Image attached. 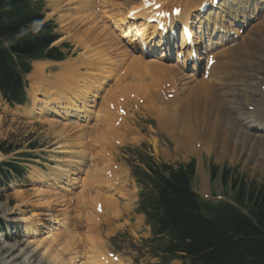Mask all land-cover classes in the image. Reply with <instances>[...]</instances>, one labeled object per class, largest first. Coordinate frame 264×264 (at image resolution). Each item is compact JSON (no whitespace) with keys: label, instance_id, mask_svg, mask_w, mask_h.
<instances>
[{"label":"rangeland","instance_id":"rangeland-1","mask_svg":"<svg viewBox=\"0 0 264 264\" xmlns=\"http://www.w3.org/2000/svg\"><path fill=\"white\" fill-rule=\"evenodd\" d=\"M46 1L50 12L46 13L45 19H54L57 24L58 31H56L62 37L57 41H68L73 51L76 53L75 56L69 57L64 61L72 63L76 68L73 70L74 72L71 71V84L77 81L80 83L79 81L81 80L85 81L84 85L86 87H95L94 84H88L97 81L96 78L95 81L93 80L91 77L92 74V76L95 77V74L99 73L98 77L100 78L98 79L103 78L104 75H100L102 73L101 68L97 65L99 62V65L105 67V70L114 68L117 72L115 74L117 79L113 76L102 79L99 83H102V87L105 86L107 93L103 89L99 90V92L96 93L99 97L94 98V100L91 98L85 106L88 107L90 111L85 113V115H82L83 113L73 115L76 119L71 117L68 118V116L65 117L61 114L67 112V114H69L70 108L65 101L59 104L62 105L61 113L55 111L58 115L53 113L55 109L51 108L53 105L46 106L43 101V110L39 107L41 105L37 104L42 102H35V110L31 109V99L33 100L32 103H34V97H37L36 94H39L38 96L41 98L44 95L43 91L47 93V88H49L48 90L51 91L48 94L55 95L56 91L54 87L51 88L52 86L43 83L42 80L35 81L29 77L26 78L28 100L25 106L16 104L10 105L0 100V162L3 161L8 163L20 161L25 172L20 176L15 173H9L8 175L7 171L0 176V264H48L46 260V257L48 258L47 252L45 254V251H43L45 247H36V249L35 245L30 242L33 236L26 230L24 226L25 223L18 220L21 216L32 220H39L38 222L42 224L37 227L39 231L36 233V239L43 238L46 232L55 236L60 234L59 237L62 236L64 240L70 241L71 239V248H75L74 250L80 251L79 253L81 254L84 252L83 250H87L91 246L92 242L96 241L95 243H101L105 253L109 252L120 256L122 258V261L120 260L122 264H163L162 259L155 257V255H159V251L154 250L145 240L146 238H143L147 234V232L144 231V224L148 223L149 219L146 216H139L138 219L136 217L137 221L133 223V216L131 215V217H128L129 215L125 208V204L130 205L129 198L134 192L130 190L133 188V181L136 180L132 174L133 167H141L146 170V163L153 165L150 158H152L154 162L164 161L170 164H177L183 161L188 162L194 159L197 166V177L195 178L196 183L192 184L191 187L192 191L203 199H210L209 195L212 191L220 196L221 199L219 200H230L236 193V190H234L235 186H232L233 182L225 184L223 179H221L220 173L222 171L230 173L229 175L232 179H235L236 182H244V185L254 183L256 186H262L264 188V130H247L249 126L254 127V125H249L248 122L250 112L253 111L250 109L259 102L257 106L261 110L262 98L264 95V91L260 90V86L264 85V2L252 3L253 0H243V3H239L244 5H247L245 3H252L249 5L246 13L247 15L254 13L252 7L256 6L257 9L255 12L259 11L251 18L248 26L249 31H244L238 41L233 43L234 46L239 45L236 47H240V44L244 43L246 48L245 50L242 49V51L235 52V57H232L233 55L228 56V54H230L229 47H224V49H229L227 51L223 50V48L220 49V51L223 50V53L219 51V57L217 59L218 64L215 65V62L213 67H211L214 72L211 71L212 75L210 74L207 79L203 78L208 82L211 89L214 87L217 89H213V91L216 92L215 96L217 98V101H213H215V104H219L217 107H219L220 110V112L217 109H215V111L214 109L212 110V116L215 115L214 118L211 117L212 119H210L212 123L208 121L206 124L207 129L204 124L197 125L191 123L190 126V124L182 123L184 122V116H182V122H175L174 118L177 117L176 112L180 114L183 108H171L169 103L161 105L157 95H153V93L152 95H145L146 98L148 96V101H151L150 98H153V100L156 99L153 103H149V105L151 104L150 111L152 113L148 108L145 113L140 114L141 116L139 119H136L138 114L134 117L132 116L131 112L138 107L134 104V99H137L136 97L141 94L144 95L152 91L161 90V77L162 81L166 80L169 82V84L166 85L168 87L162 89L166 96L171 97L178 94L177 98L183 96L182 98L191 100L190 85L186 87L187 83L186 81L184 82V77L182 76L186 74L187 71L181 73L180 66L176 67L173 63H168L172 65L167 67V63L165 66L164 63L158 62L156 55L150 57L147 55L146 51L145 53H139L131 50L125 44L126 39L123 37L124 30H126L125 26H121L123 29L116 26L117 29L115 27L113 28V22L120 17V19H126L125 21L127 22H135L136 24H133L134 29L132 28V35H134V31L138 33L140 31V26L136 25L140 23V19L137 18L132 20V16H128L126 13L137 5L144 8L141 3L143 0H89V2H86V0H73V2L69 0ZM202 1L203 0H167L166 2H170V6L168 5L166 8L178 9L179 7L181 9L185 7L186 10H182V13L181 11L180 13L188 15L187 11L189 14L193 12L189 17H195V20H198L196 23L199 22L200 27L212 23L213 28H218L219 25L215 24L213 21V14L209 15L208 13L218 9L219 13L215 11L218 13L216 17L225 16V12L220 13L219 5L221 4L219 3L218 7H212L213 10L207 12V17L204 18L202 13L196 12L197 9L194 10ZM261 1L264 0H260V2ZM165 5L167 4L165 3L164 6ZM233 5H235V3H233ZM260 5H262V7ZM92 6H95L94 9H92ZM236 6L237 5H235L234 8H236ZM259 7H261L260 10ZM233 11L236 13L235 16L242 13L235 10ZM94 13H96V15ZM178 15L179 14H177V16ZM101 19L102 21H100ZM180 23L181 26H183L181 21ZM221 27L230 30L231 23L228 26L222 25ZM163 29L164 28L161 27V30L164 32ZM107 30L111 31L108 32ZM167 30L166 35L170 33L169 29ZM109 33L116 34L115 36L118 39L117 42L113 41L114 39L112 40L108 35ZM211 33L210 30H207L206 38H209ZM106 35L108 38H111V40H109ZM206 38H204V40H206ZM135 42L137 44L136 39ZM139 45L145 46L143 41H139ZM120 48L122 50H120ZM124 50L128 51L125 53ZM119 53L121 54L119 55ZM136 55L138 56L136 57ZM248 55L255 56L252 58V62L249 61ZM226 58L229 60L228 62H230V64L226 61ZM149 59L155 60L153 62L150 61L152 66L145 61ZM87 60L90 61L88 62ZM179 60L183 62V59ZM92 61L96 62L93 63ZM140 62L145 64V66L142 67L143 64ZM91 63L93 64L91 65ZM134 63L135 66L133 65ZM44 65V70H46L45 72L48 74L49 79H56L55 77L58 75L53 73L56 70V73H60L62 70L60 67L59 70H61L59 71L55 63H45ZM115 66H117V68ZM132 66L134 67V72H137L134 73L135 75L133 76L134 82H137L140 75L142 76L144 72L148 73H145V75L153 74V76L149 75L146 78L147 81H150V83L146 85H152L153 89H151L152 87L150 86L151 88L149 87L148 91H146L147 88H145L146 90L143 88L142 91L144 93L142 91L138 92L136 90L138 85H132L133 87L130 86L133 81L131 77L130 81L128 78L127 83H124V81L126 82L125 76L129 75V73H133ZM95 67L100 70H97ZM146 67H149L150 70H154L157 67L158 73L150 70L148 72ZM136 68L137 70H135ZM161 68L164 69L160 70ZM168 68H170L169 70L171 72H169ZM141 69L142 73L139 72ZM166 69L168 70L167 72ZM160 71L166 73L174 72L173 74L175 76L170 79L161 75L163 73ZM219 72H221V75ZM226 72H229V75ZM169 73L168 75H170ZM51 74H53V77H49ZM241 74H243L242 79L239 77ZM201 77V74L197 73L194 77L196 79L194 80H200ZM194 80L189 83L192 84ZM119 81L121 82L119 83ZM216 81L220 84H217ZM180 82H182V84H180ZM128 83L130 85H127ZM120 84L122 87L119 86ZM34 85L39 89L36 90V92H34ZM39 85L42 86L39 87ZM218 85L222 86L217 88ZM121 89L124 91L123 93L122 91L120 92ZM219 92H222L221 96L224 99L219 96ZM127 94L129 95L125 96ZM74 95H72V97ZM101 96L103 99L107 98V100H109V105H106V101H103ZM114 97L118 98L116 99ZM228 98H230L232 103L231 106H226ZM62 99L64 98L62 97L59 100ZM121 100L128 102L118 106V101ZM209 100L208 103L211 104ZM172 101L173 100L170 102ZM47 102L49 103V101ZM232 105H234V107ZM116 107H118L119 111ZM105 108H107L109 113L103 111ZM143 108L146 109V105L141 106L139 112ZM222 112L223 116H221ZM218 114L220 116H218ZM172 121L173 124L171 123ZM247 122L248 124L246 126ZM234 124L237 125L235 126ZM234 127L236 129H234ZM171 130L173 131L171 132ZM250 131H254L255 134ZM177 132L179 135L176 134ZM223 134L227 136L232 145H235L237 151H233V153H224L222 151L221 144L223 141L219 139L223 140ZM245 134H250L252 137L248 139L244 137ZM174 135L176 136L175 139L173 137ZM210 136H215V141L205 140V138H209ZM239 136H242V138H239ZM216 137L219 138L217 139ZM180 140H182V142ZM195 140H198L197 144L201 145L198 149L194 146ZM137 152L144 153L140 154ZM20 153H24V156H19ZM142 160H144V162H142ZM100 167H103V169ZM6 168L8 169V167ZM92 168L95 169L93 170ZM98 168V179L94 180L92 179L93 176H91V173ZM211 169H216L213 182H211L209 174V170ZM85 170L92 172H90L89 175V172ZM61 171L68 173V176H62L64 179L55 182L56 180L53 178H56L57 173ZM100 171H102L103 174ZM229 175L227 176L229 177ZM87 176L90 178L89 180H87ZM106 176L108 181L111 182L110 185L106 182V187H104L103 185L105 183H103L101 179L103 177L104 180H106ZM111 176L113 180L110 179ZM203 176L206 177L205 191L203 185H201ZM99 180L101 181L99 182ZM96 181L99 183H96ZM145 181L146 179L144 177L137 181L136 185L138 190L145 186ZM5 182L7 184H5ZM70 182L73 183L71 184ZM114 185L116 186L114 187ZM67 188L71 189L67 190ZM106 196L109 199L116 198L113 199V201L122 206L123 218L120 219L119 216H117L115 219H110L108 213H106L105 218H103V223H98L94 221V217H92L96 215L94 208L98 206L95 198L102 199ZM106 209H108L107 206ZM119 212L120 208L118 207V213ZM48 213L54 214L59 223L51 222L48 219ZM111 227H118L115 234V231L112 230ZM119 233H123L126 236L120 237ZM87 241L88 243H86ZM65 256L67 258L69 254H65ZM74 262V264H79L76 260ZM171 264H180V262L175 260Z\"/></svg>","mask_w":264,"mask_h":264},{"label":"trees","instance_id":"trees-1","mask_svg":"<svg viewBox=\"0 0 264 264\" xmlns=\"http://www.w3.org/2000/svg\"><path fill=\"white\" fill-rule=\"evenodd\" d=\"M44 11V0H0V40L8 44L5 47L0 43V92L9 101H25L22 74L30 70L31 60L65 57L60 47L50 46L58 37L54 22L38 25ZM10 164L14 170L19 168ZM163 168L166 173H156L155 177L162 180L167 175V185L156 184L164 191L160 196L167 215L154 221V225L171 237L170 252H184L190 264H264L262 186L236 185L234 204L219 201L195 204L188 192L192 166ZM240 205L247 208L248 215L238 209Z\"/></svg>","mask_w":264,"mask_h":264},{"label":"bare ground","instance_id":"bare-ground-1","mask_svg":"<svg viewBox=\"0 0 264 264\" xmlns=\"http://www.w3.org/2000/svg\"><path fill=\"white\" fill-rule=\"evenodd\" d=\"M70 2H73V0L71 1V0H69ZM80 1V0H79ZM89 2V0H86V2ZM145 1V2H144ZM167 0H154V1H152V0H143L141 3L143 4V6H144V8L142 7V6H140V5H137L136 7H134L133 9H131L130 11H128L126 14H128V16H132V20L133 19H137V18H139L140 19V23L138 24V25H136V26H140V31L137 33V32H135L134 31V35H132V28L134 29V26H133V24L135 23V22H127V21H125L126 19H120V17L117 19V20H113L112 22L114 23V26H113V28L116 26V27H121V26H125V31H124V35H123V37L124 38H126L127 40H126V42H125V44H127V43H136L135 42V39H136V41H137V44L139 45V41L140 42H144V44H145V49L147 50V53H155V54H159L161 51H162V45L164 44L163 42H162V40H160V42H159V40L157 39V37H156V34H157V32H158V29L157 28H155V29H153L150 25H149V23H147V21H144L146 18H152V16H154V14H155V12L153 11V6H155V5H160V7L161 8H166L169 4H170V2H166ZM174 1V0H173ZM258 2L259 3H261V2H263V1H261L260 2V0H258ZM167 4V5H165L164 6V4ZM81 4H83V3H81ZM89 4V3H88ZM220 4L221 5H219V10H220V13L221 12H225V15H227V13L228 12H230L229 10H225V8L227 7V2L226 1H222V2H220ZM245 4H247V5H244V4H238L237 6H236V8H234V10L235 11H237V12H242L243 13V15H245V17H247V19H250L251 18V16H252V14L250 13L249 15H247L246 13H247V10H248V8H249V5L250 4H252V3H245ZM92 5H93V3H92ZM87 6V5H86ZM85 6V7H86ZM91 6V5H90ZM164 6V7H163ZM170 6V5H169ZM231 6H233V3H231ZM239 6V7H238ZM261 7H262V5H260ZM74 7V6H73ZM93 7V6H92ZM95 7V6H94ZM94 7L92 8V9H94ZM221 7H222V9H221ZM238 7V8H237ZM261 7H259V10H260V8ZM97 9V8H96ZM177 9V8H176ZM175 9V12H179V13H177V14H179L178 16H174L173 17V19L171 20V22L170 23H168V24H166L165 22H163L162 23V27L164 28L163 30H164V33H165V36H164V39H165V41L167 42V44H169V45H171V46H174V45H178V44H180L183 40H182V37H181V35H177V37H170L169 35H170V33L168 34V35H166V31H168L167 29H169L166 25H168V26H170V27H173V26H175L176 25V22L179 24V26H181V23H180V21L182 22V24H183V26H185L186 27V29H188L191 33H194L195 34V31L193 30V28H194V26H192V25H190V23H188L189 22V15H191L193 12H191L190 14H189V12L187 11V13H188V15H186V14H181L182 13V10L184 11V10H186V8L185 7H183V8H179L178 7V9L176 10ZM197 9V7L194 9V10H196ZM254 9V12L256 11V9H257V7L255 6V7H252V10ZM85 11V10H84ZM90 11H92V10H90ZM105 11V10H104ZM180 11H181V13H180ZM103 13V12H102ZM106 13V12H105ZM111 13V12H110ZM219 13V12H218ZM217 12H209L208 14L209 15H211V14H213V18H217L216 17V15L218 14ZM95 15H96V13H94ZM207 14L205 13V14H202V16L204 17V18H206L207 16H206ZM242 15V14H241ZM104 16V15H103ZM237 16H239V15H237ZM237 16H235V17H237ZM97 17H98V15H97ZM99 18H100V16H99ZM98 18V19H99ZM193 18H195V17H193ZM192 18V19H193ZM100 21H102V19L100 20ZM215 23V22H214ZM128 24V25H127ZM130 24H132V25H130ZM136 24V23H135ZM157 24H159V23H157ZM215 24H218V23H215ZM113 25V24H112ZM211 25V26H210ZM94 26V25H93ZM105 26H106V24H105ZM156 26V25H155ZM104 27V26H103ZM107 27V26H106ZM115 27V28H116ZM192 27V28H191ZM208 29L207 30H210V32H212L213 31V26H212V23H208ZM219 27H221L220 25L218 26V28ZM105 28V27H104ZM112 28V29H113ZM122 29H123V27H121ZM199 28V27H198ZM117 29V28H116ZM106 30V29H105ZM109 30V29H108ZM107 30V31H108ZM114 30V29H113ZM137 30V29H136ZM139 30V29H138ZM193 30V31H192ZM111 31V30H110ZM110 31H108V32H110ZM117 31V30H116ZM119 32V31H118ZM207 32V31H206ZM199 33V32H198ZM113 34V35H112ZM109 33L108 35L112 38V40L113 41H115V42H117V37L115 36L116 34H114V33ZM120 35V34H119ZM207 35V34H206ZM107 36V35H106ZM105 37V36H104ZM198 38H199V40H204V36H203V34H201V33H199V36H197ZM107 38H108V36H107ZM111 38H108L109 40H111ZM105 39H106V37H105ZM120 40V39H119ZM220 41H221V39H220ZM114 42V43H115ZM243 43V42H242ZM121 44V43H120ZM158 44V45H157ZM247 44V43H246ZM242 45V46H241ZM121 46V45H120ZM239 46V45H238ZM128 47V46H127ZM134 47H136V45L134 46ZM129 48V47H128ZM245 48H246V45H244V43L243 44H240V47H236V48H233L232 50H231V54H228V56L230 55H233L232 57H235L234 56V54H235V52H239V51H242V49H244L245 50ZM125 49H127V48H125ZM120 50H122L121 48H120ZM120 50H119V52H120ZM223 50H229V49H224V47H223ZM223 50H221L222 51V53H223ZM125 51V53L128 51H126V50H124ZM220 51V52H221ZM195 52V51H194ZM219 52V51H218ZM225 52V51H224ZM221 53V54H222ZM226 53V52H225ZM229 53V52H228ZM121 53H119V55H120ZM188 54H190V53H188ZM220 54V55H221ZM223 55V54H222ZM221 55V56H222ZM227 55V54H226ZM138 55H136V57H137ZM216 56V55H215ZM217 56H219V53H217ZM100 57V56H99ZM123 57V56H122ZM125 58V57H124ZM230 58V57H229ZM104 59V58H103ZM130 59V58H129ZM132 59V58H131ZM134 59H135V57H134ZM146 59V58H145ZM148 59V58H147ZM151 59V58H150ZM145 60L147 63H150V61H155V60ZM99 60V59H98ZM235 60V59H234ZM88 61V60H87ZM90 61V60H89ZM88 61V62H89ZM100 61V60H99ZM226 61L228 62L229 60H227V58H226ZM230 61H232V60H230ZM93 62V61H92ZM94 62H96V61H94ZM93 62V63H94ZM98 62V61H97ZM133 62H134V60H133ZM137 62V61H136ZM93 63H91V65L93 64ZM100 63V62H99ZM99 63H97V65H98V67L99 68H101V71H102V73L100 74V75H104L103 76V78L102 79H105V77H109V76H113V77H115L116 79H117V77L115 76V74L117 73L116 71H115V69L114 68H112V69H110V68H108L107 70H105V67H103L102 65H99ZM141 64H143L142 62H140ZM139 63V64H140ZM157 64H159L158 62H156ZM180 65V71H181V73H183V71H187V73L186 74H183L182 76L184 77V82L186 81V87H188V85H190L189 87H190V89H191V91H190V95H191V100H187L186 98H177L175 95H173L174 96V99H173V101L172 102H169V106L172 108V107H175L176 109L177 108H183V110H182V112L179 114L178 112H176V116L177 117H175L174 118V121L175 122H177V121H180V122H182V116H184V122H182V123H187V124H190V126H191V123H195V124H204L205 126H206V124L208 123V121H210V119H212L211 117H213L214 118V115L212 116V114H213V112H212V110L214 109V111H215V109H217L219 112H220V110H219V107H217L219 104L217 103V104H215V101H213V100H216L217 98H216V96H215V94H216V92H214L213 91V88L211 89V87L209 86V84H208V82L206 81V80H204V79H202V80H194V79H196V78H194L195 76H194V74H195V72H197V69H196V66L195 65H190V66H186V63H185V61H184V59H183V62H181L180 60H179V62H178ZM229 64H230V62H228ZM102 64V63H101ZM136 64H138V63H136ZM141 64H140V66H141ZM165 64V66H166V63H164ZM163 64V65H164ZM168 64V63H167ZM207 64V63H206ZM218 64V61L216 62V64L215 65H217ZM132 65V64H131ZM134 66H135V63L133 64ZM150 65L152 66V64L150 63ZM170 64H168L167 65V67L169 66ZM213 65L214 64H212V66L211 67H213ZM228 65V64H227ZM57 66H59V68L61 67V71H60V73L58 72V73H55V75H58L57 77H55L56 79H49L48 78V75L45 73V71H44V65L43 64H41V62H34L33 63V69H32V71L28 74L29 75V77H30V79H34L35 81H37V80H42V82L43 83H45V84H47V85H50V86H53L54 87V89H55V95H49L48 93L51 91V90H48L49 88H47V93L45 92V91H43V93H44V95L42 96V98H40L39 99V97H36L35 98V100H34V103L35 102H44V104L46 105V106H49V105H53V106H51V108H54L55 107V104H57V107H56V109L54 110V112L53 113H55L56 115H57V112H60L61 113V109H62V105H59L61 102L63 103L64 101H65V103L67 104V106L70 108L69 109V116H73V115H76V114H79V113H83L82 115H85V113H88V111H90L89 109H88V107H85L86 105H87V103H88V101L89 100H91V98H93V100H94V98H97V97H99V95L98 94H96V93H98L99 92V90H104V91H106V93H107V89L105 88V86L104 87H102V83L100 84L99 82H101V80L102 79H98V78H100V77H98V74H95L96 76L95 77H93L92 75H91V77L93 78V80L95 81V78L97 79V81L96 82H94V83H91V84H88V85H92V84H94V86L96 87H89V86H85L84 84H85V81H79L80 83H78V79L76 80L77 82H73L72 84H71V80H70V75H72V72L71 71H73V70H75L76 68H75V65H73L72 63H68V62H64V61H62V62H58L57 63ZM139 66V65H138ZM145 66V64H143V66L142 67H144ZM219 66V65H218ZM77 67V66H76ZM116 68H117V66H115ZM119 67V66H118ZM124 67V66H123ZM126 67H128V66H126ZM136 67H137V65H136ZM150 67V66H149ZM149 67H146V69H147V71L149 72ZM95 68H97V67H95ZM95 68H93V69H95ZM99 68H97V70L99 69ZM120 68V67H119ZM129 68H130V66H129ZM152 68V67H151ZM132 69H133V73L132 74H130L129 73V75H127V76H125V79H126V82L124 81V83L126 84L127 83V80H128V78H129V81H130V79L131 80H133L134 79V73H137V72H134V67L132 66ZM144 69V68H143ZM153 69V68H152ZM156 69V68H155ZM162 69H164V68H161L160 70H162ZM170 68H168V70H169ZM212 69V68H211ZM215 69V68H214ZM100 70V69H99ZM135 70H137V68L135 69ZM139 70H140V68H139ZM138 70V71H139ZM158 70V69H157ZM167 69H166V72L168 71ZM224 70V69H223ZM226 70V69H225ZM227 70H229V69H227ZM88 71V70H87ZM96 71V70H95ZM150 71H152V70H150ZM164 71V70H163ZM212 71L214 72V70L212 69ZM233 71V70H232ZM74 72V71H73ZM90 72V71H89ZM125 72V71H124ZM130 72V71H129ZM132 72V71H131ZM139 72H141L142 73V69H141V71H139ZM139 72H138V74H139ZM155 72H157L158 73V71H155ZM161 72V71H160ZM166 72H161V73H163V74H161V75H163V76H166V77H168V78H172L173 76H175L173 73L174 72H172V73H169V72H171L170 70H169V74L170 75H168V73H166ZM122 73V72H121ZM145 73L146 72H144V74L141 76L140 74V77L138 78V81L137 82H134V80L132 81V83H131V85L128 83L127 85H130V86H134V85H138V88H136V90L138 91V92H140V91H142V89L144 88H147V90L146 91H148V88L151 86L152 87V85H146V84H149L150 83V81H147V77L149 76V75H151V74H149V75H145ZM216 73V72H215ZM221 72H219V74H220ZM227 73V72H226ZM231 73V72H230ZM240 73H242V72H240ZM146 74H148V73H146ZM165 74H167V75H165ZM175 74H176V72H175ZM218 74V75H219ZM222 74H223V72H222ZM224 74H225V72H224ZM228 75H229V72L227 73ZM122 75V74H121ZM137 75V74H136ZM138 75V76H139ZM212 75V74H211ZM221 75V74H220ZM235 75V74H234ZM74 76V75H73ZM119 76V75H118ZM137 76V77H138ZM151 76H153V74L151 75ZM181 76V77H182ZM50 77V76H49ZM53 77V76H52ZM76 77V76H75ZM131 77V78H130ZM156 77V76H155ZM44 78H47V79H44ZM136 78V77H135ZM210 78V77H209ZM225 78V77H224ZM74 79V78H73ZM119 79V78H118ZM124 79V78H123ZM192 80H194V82L192 83V84H190L189 82H191ZM115 81V80H114ZM118 81V80H117ZM34 82V81H33ZM91 82V81H90ZM121 81H119V83H120ZM183 82V83H184ZM210 82V81H209ZM219 82H221V81H219ZM237 82V81H236ZM88 83V82H87ZM34 84V83H33ZM45 84H43V85H45ZM163 84L165 85V87L164 88H167L168 86H166V85H168L169 84V82H167L166 80H163ZM180 84H182V82H180ZM37 85V84H36ZM252 85V84H251ZM42 86V85H41ZM40 85H39V87H41ZM109 86V85H108ZM119 86H121L122 87V85L120 84ZM132 86V87H133ZM185 86V85H184ZM53 87H51V88H53ZM150 87V88H151ZM185 87V88H186ZM231 87V86H230ZM229 87V88H230ZM34 92H36V90H39L38 89V87L37 86H35L34 85ZM37 88V89H36ZM215 88V87H214ZM42 89V88H41ZM46 89V88H45ZM44 89V90H45ZM151 89H153V87L151 88ZM183 89V88H182ZM216 89V88H215ZM117 90H118V88H117ZM150 90V89H149ZM162 90V89H161ZM217 90V89H216ZM113 91V90H112ZM122 91V89L120 90V92ZM135 91V90H134ZM151 91V90H150ZM149 91V92H150ZM257 91V90H256ZM119 92V91H118ZM119 92V93H120ZM124 91H122V93H123ZM130 92V91H129ZM128 92V93H129ZM143 92V91H142ZM223 92V91H222ZM221 92V93H222ZM76 93H78V94H76ZM135 93V92H134ZM144 93V92H143ZM146 93V92H145ZM220 92L218 93V94H220L219 96L222 98V99H224L221 95ZM244 93V92H243ZM74 94H76V95H74ZM116 94V93H115ZM121 94V93H120ZM119 94V95H120ZM184 94V93H183ZM217 94V95H218ZM36 95H39V94H36ZM72 95H74L73 97H72ZM117 95V94H116ZM116 95H113V96H116ZM151 95H152V93H151ZM177 95V94H176ZM189 95V96H190ZM238 95V94H237ZM107 96V95H106ZM109 96H112V95H109ZM64 98V99H62V100H59L60 98ZM102 97V96H101ZM170 97V96H169ZM192 97H193V99H192ZM114 98H118V97H114ZM147 98H148V96H147ZM256 98V97H255ZM43 99V100H42ZM101 99H103V97L101 98ZM115 99V100H116ZM189 99H190V97H189ZM210 99V100H209ZM150 100L151 101H148V103H153L156 99H154L153 100V98H150ZM208 100L210 101V103L211 104H209L208 103ZM219 100V99H218ZM263 101H262V109L261 110H259L258 112L257 111H253V112H251L250 114V117H251V119H250V121H249V125L251 124V125H254V127H251V128H254L255 130H257V129H264V95H263V99H262ZM47 101H49V103L47 102ZM103 101H106V105H109V100H107V98H104L103 99ZM217 101V100H216ZM222 101V100H221ZM42 102V103H43ZM113 102V101H112ZM117 102V101H116ZM115 102V103H116ZM224 102V101H223ZM114 103V102H113ZM256 103V102H255ZM222 104V103H221ZM99 105V104H98ZM151 105V104H150ZM155 105V104H154ZM260 105V104H259ZM104 106V105H103ZM102 106V107H103ZM215 106V107H214ZM257 106V105H256ZM225 107V106H224ZM223 107V108H224ZM258 107V106H257ZM186 108V109H185ZM227 108V107H226ZM41 109V108H40ZM43 109V108H42ZM82 109V110H81ZM35 110V109H34ZM230 110V109H229ZM40 111V110H39ZM55 111H57V112H55ZM100 111V110H99ZM103 111H105V112H107V113H109V111L107 110V108H105V109H103ZM222 111V110H221ZM37 112V111H36ZM35 112V113H36ZM229 112V111H228ZM40 113V112H39ZM68 113V112H67ZM67 113H61L62 115H67ZM158 113V112H157ZM217 113V112H216ZM172 114V113H171ZM220 114V113H219ZM218 114V116H220ZM35 116V115H34ZM221 116H223V112H222V115ZM66 117V116H65ZM74 117V116H73ZM79 117H83V116H79ZM216 117V116H215ZM228 117V116H227ZM231 117V116H230ZM63 118V117H62ZM69 118V117H68ZM222 119V118H221ZM229 119V118H228ZM233 119H234V117H233ZM240 119V118H239ZM71 121V120H70ZM225 121V120H224ZM233 121V120H232ZM211 122V121H210ZM209 122V123H210ZM235 122V121H234ZM80 123V122H79ZM172 124H173V121L171 122ZM212 123V122H211ZM218 123V122H217ZM235 123H237V122H235ZM252 123H254V124H252ZM65 124V123H64ZM75 124V123H74ZM82 124V123H81ZM183 124V125H184ZM83 125V124H82ZM235 125V124H234ZM237 125V124H236ZM235 125V126H236ZM187 126V125H186ZM203 126V125H202ZM218 126H219V124H218ZM174 127H176V126H174ZM188 127H189V125H188ZM197 127V126H196ZM250 127V126H249ZM75 128V127H74ZM179 128H180V126H179ZM206 128H207V126H206ZM220 128V127H219ZM237 128H239V127H237ZM171 129H173V128H171ZM195 129H197V128H195ZM208 129V128H207ZM217 130H220V129H218V128H216ZM234 129H236L235 127H234ZM177 130V129H176ZM185 130H187V129H185ZM206 130V129H205ZM214 130V129H213ZM248 130V129H247ZM253 130V129H252ZM173 130H171V132H172ZM178 131V130H177ZM183 131V130H182ZM199 131H201V130H199ZM244 131V130H243ZM242 131V132H243ZM219 132V131H218ZM254 132V131H253ZM180 133V132H179ZM209 133V132H208ZM255 133V132H254ZM173 134V133H172ZM176 134H178V132L176 133ZM184 134V133H183ZM197 134V133H196ZM195 134V135H196ZM222 134V133H221ZM225 134V133H224ZM223 134V137H222V141H223V143L221 144V148H222V151L224 152V153H227V152H230V153H233V151H237L236 150V148H235V145H232L231 144V142L229 141V139L227 138V136L226 135H224ZM233 134V133H232ZM241 134H243V133H241ZM258 134V133H257ZM256 134V135H257ZM179 135V134H178ZM255 135V136H256ZM172 136V135H171ZM208 136V135H207ZM254 136V135H253ZM258 136V135H257ZM174 137V139H175V135L173 136ZM186 137V136H185ZM201 137V136H200ZM213 137V136H212ZM215 137V136H214ZM244 137H247L248 139L250 138V137H252L250 134H248V135H246L245 134V136ZM260 137V136H259ZM193 138V137H192ZM217 139L219 138V137H216ZM237 138H238V136H237ZM239 138H242V136H239ZM173 139V140H174ZM209 139H210V141H213V139L211 138V136L209 137ZM231 139H232V137H231ZM230 139V140H231ZM252 139V138H251ZM194 140V139H193ZM200 140V139H199ZM220 141H221V139H219ZM239 140V139H238ZM260 140V139H259ZM181 142H182V140H180ZM196 141V140H195ZM198 141V140H197ZM197 141L196 142H194V146L198 149L199 148V146H198V144H197ZM200 141H202V140H200ZM240 142H241V139H240ZM233 143V142H232ZM201 146V145H200ZM211 146V145H210ZM214 146V145H213ZM203 147V146H202ZM212 147V146H211ZM210 147V148H211ZM183 148V147H182ZM209 148V147H208ZM185 149V148H184ZM193 151H195V150H193ZM192 151V152H193ZM85 153V152H84ZM92 166V165H91ZM101 166H103V165H101ZM89 167H90V165H89ZM85 168H87V167H85ZM101 168V167H100ZM82 169V168H81ZM84 169V168H83ZM90 169V168H89ZM93 170L95 169V168H92ZM91 169V170H92ZM101 169H103V167L101 168ZM99 170V168L98 169H96V171H94V172H92V171H90V172H92L91 173V176H93V178L92 179H98V171ZM86 171V170H85ZM88 171V170H87ZM86 171V172H87ZM89 172V171H88ZM90 172H89V175H90ZM101 173H102V171H100ZM84 173V172H83ZM103 174V173H102ZM87 175V174H86ZM88 175V176H89ZM59 176V178H57ZM62 176H68V173H66L65 171H61V172H58L57 173V175H56V178H53V179H55L56 181L55 182H57L58 180H62V179H64ZM87 176V177H88ZM106 178H107V176H106ZM113 177L111 176V180H113L112 179ZM69 179H73V178H69ZM75 179V178H74ZM90 178L88 177V179L87 180H89ZM109 179V180H110ZM122 179V178H121ZM102 181H103V183H105L103 186L104 187H106V182H108L109 183V185H110V182L108 181V178L106 179V180H104V178L102 177V179H101ZM101 180H99V182L101 181ZM120 180V179H119ZM91 181V180H90ZM98 181V180H97ZM96 181V183H99V182H97ZM93 182H95V181H93ZM71 184L73 183V182H70ZM122 183V182H121ZM120 183V184H121ZM93 184V183H92ZM95 184V183H94ZM101 184V183H100ZM99 185V184H98ZM112 185V184H111ZM119 185V184H118ZM93 186V185H92ZM116 185H114V187H115ZM101 187V186H100ZM110 187V186H109ZM113 187V186H112ZM122 188V187H121ZM71 188H67V190H70ZM41 192V191H40ZM102 193V192H101ZM104 194V193H103ZM41 195V194H40ZM105 195V194H104ZM97 196V195H96ZM94 200V199H93ZM91 201V200H90ZM126 205V204H125ZM48 215V219L51 221V222H54V223H59L57 220V218L55 217V215L54 214H52V213H48L47 214ZM89 215V214H88ZM90 216V215H89ZM94 216V215H93ZM92 216V217H93ZM57 219V220H56ZM88 219V218H87ZM19 221H22V222H24L25 223V227H26V230L33 236V238L30 240V242L33 244V245H35V248L37 247V248H39V247H41V246H44L45 247V249L43 250V251H45V254H46V252H47V256H48V258L46 257V260L48 261V264H74L75 262V260H76V262H78L79 264H121V261H119V262H111V263H109L108 262V260H107V258H106V256H105V254H103L104 253V248H103V246L101 245V243H95V242H92L91 243V246L87 249V250H83L84 252L81 254V253H79L77 250H74V249H72L71 248V239H70V241H67V240H64V239H62V236L61 237H59L60 236V234L58 235V236H55V235H53V234H49V233H45V235H44V237L43 238H41V239H36V233L39 231V229L37 228L39 225H42V224H40V222H38L39 220H32V219H29V218H27V217H24V216H21L20 217V219H18ZM93 221V220H92ZM94 222V221H93ZM72 228V227H71ZM51 232V231H50ZM69 232V231H68ZM52 233V232H51ZM70 234V233H69ZM70 236V235H69ZM35 238V239H34ZM86 238V237H85ZM74 239V238H73ZM69 240V239H68ZM74 241V240H73ZM85 241V240H84ZM94 241V240H93ZM29 242V241H28ZM29 242V243H30ZM70 242V243H69ZM30 243V244H31ZM67 243H69V244H67ZM72 243H75V242H72ZM86 243H88V241L86 242ZM89 243H90V241H89ZM78 244V243H77ZM27 246V245H26ZM28 246H29V244H28ZM83 246H84V243H83ZM12 247V246H11ZM32 247V246H31ZM43 247V248H44ZM86 247V246H85ZM34 248V247H33ZM34 248V249H35ZM36 248V249H37ZM33 249V250H34ZM64 252H65V254H69V257H67L66 258V256H65V254H64ZM31 253H32V251H31ZM83 255V256H82ZM33 257V256H32ZM73 261V262H72ZM27 263V262H26Z\"/></svg>","mask_w":264,"mask_h":264}]
</instances>
